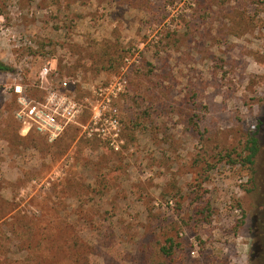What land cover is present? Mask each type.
Returning <instances> with one entry per match:
<instances>
[{
    "label": "rangeland",
    "instance_id": "rangeland-1",
    "mask_svg": "<svg viewBox=\"0 0 264 264\" xmlns=\"http://www.w3.org/2000/svg\"><path fill=\"white\" fill-rule=\"evenodd\" d=\"M0 61V264H264V0H0ZM119 78L115 151L84 127ZM64 79L82 113L23 134L14 86Z\"/></svg>",
    "mask_w": 264,
    "mask_h": 264
},
{
    "label": "built area",
    "instance_id": "built-area-1",
    "mask_svg": "<svg viewBox=\"0 0 264 264\" xmlns=\"http://www.w3.org/2000/svg\"><path fill=\"white\" fill-rule=\"evenodd\" d=\"M50 74V69L43 67L38 73L40 81H47ZM125 87V78L99 87L95 91L100 98L99 103L91 109L90 119L84 127L88 138L97 137L115 151L120 150L123 140L118 111L111 103ZM41 88L45 93L37 100L29 97L21 85L14 86L12 91L17 106L14 119L21 125L23 134L44 136L52 142L82 113V106L68 94V81L65 79L57 90Z\"/></svg>",
    "mask_w": 264,
    "mask_h": 264
},
{
    "label": "trees",
    "instance_id": "trees-1",
    "mask_svg": "<svg viewBox=\"0 0 264 264\" xmlns=\"http://www.w3.org/2000/svg\"><path fill=\"white\" fill-rule=\"evenodd\" d=\"M12 71H13L12 67H9L8 65H5L4 63H2L0 61V72L11 73ZM257 130H258V128H257ZM29 135H35V134L29 133ZM258 145H259V140H258L257 131L246 135V140H245L244 145H243V147H244L243 151L246 152V154L243 158L244 163L249 164V165L253 164V160L259 151ZM60 239L63 240L61 233H60ZM163 253L165 255H169L170 250H164Z\"/></svg>",
    "mask_w": 264,
    "mask_h": 264
},
{
    "label": "flooded vegetation",
    "instance_id": "flooded-vegetation-1",
    "mask_svg": "<svg viewBox=\"0 0 264 264\" xmlns=\"http://www.w3.org/2000/svg\"><path fill=\"white\" fill-rule=\"evenodd\" d=\"M260 199L256 200L255 203V208L257 210V214L254 217V221H259V226L261 227L262 230H264V196H260ZM251 238L254 240L251 247L254 250H259V242L257 241V234L252 235Z\"/></svg>",
    "mask_w": 264,
    "mask_h": 264
}]
</instances>
